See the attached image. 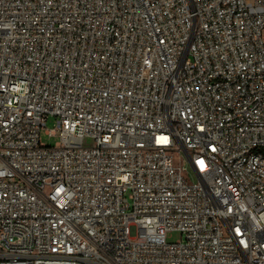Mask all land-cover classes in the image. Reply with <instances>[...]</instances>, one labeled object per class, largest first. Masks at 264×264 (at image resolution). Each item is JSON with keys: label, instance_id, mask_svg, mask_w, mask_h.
Returning <instances> with one entry per match:
<instances>
[{"label": "built area", "instance_id": "2783aa9c", "mask_svg": "<svg viewBox=\"0 0 264 264\" xmlns=\"http://www.w3.org/2000/svg\"><path fill=\"white\" fill-rule=\"evenodd\" d=\"M0 264H264V0H0Z\"/></svg>", "mask_w": 264, "mask_h": 264}, {"label": "rangeland", "instance_id": "374dc122", "mask_svg": "<svg viewBox=\"0 0 264 264\" xmlns=\"http://www.w3.org/2000/svg\"><path fill=\"white\" fill-rule=\"evenodd\" d=\"M54 129H55V119H50L46 124V129L42 130V133H41L42 143H44L47 146H51V147L56 145V143L58 142V138L57 137H49L48 135H46V131H53ZM84 145L91 146V145H93V141L90 139H86L84 141ZM179 238H180L179 233H172V234H169V236H168L169 241H176Z\"/></svg>", "mask_w": 264, "mask_h": 264}]
</instances>
